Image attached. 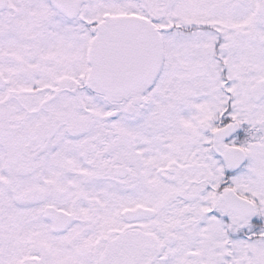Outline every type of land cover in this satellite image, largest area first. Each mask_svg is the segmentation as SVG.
<instances>
[{
    "label": "snow or ice",
    "instance_id": "1",
    "mask_svg": "<svg viewBox=\"0 0 264 264\" xmlns=\"http://www.w3.org/2000/svg\"><path fill=\"white\" fill-rule=\"evenodd\" d=\"M0 264H264V0H0Z\"/></svg>",
    "mask_w": 264,
    "mask_h": 264
}]
</instances>
